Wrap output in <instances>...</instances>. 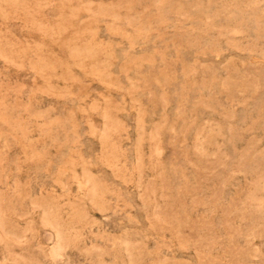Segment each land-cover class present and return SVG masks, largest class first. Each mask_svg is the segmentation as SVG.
Returning <instances> with one entry per match:
<instances>
[{
	"label": "rangeland",
	"instance_id": "1",
	"mask_svg": "<svg viewBox=\"0 0 264 264\" xmlns=\"http://www.w3.org/2000/svg\"><path fill=\"white\" fill-rule=\"evenodd\" d=\"M0 264H264V0H0Z\"/></svg>",
	"mask_w": 264,
	"mask_h": 264
}]
</instances>
